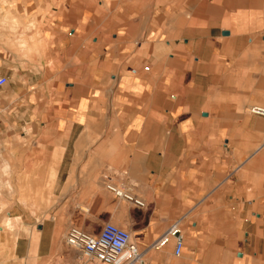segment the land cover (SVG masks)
I'll return each mask as SVG.
<instances>
[{"label":"crops","instance_id":"crops-1","mask_svg":"<svg viewBox=\"0 0 264 264\" xmlns=\"http://www.w3.org/2000/svg\"><path fill=\"white\" fill-rule=\"evenodd\" d=\"M22 2L0 7V75L44 102L8 120L10 155L54 192L36 235L0 224V264H99L64 236L106 221L149 264H264V0ZM176 222L179 255L155 245Z\"/></svg>","mask_w":264,"mask_h":264},{"label":"rangeland","instance_id":"rangeland-1","mask_svg":"<svg viewBox=\"0 0 264 264\" xmlns=\"http://www.w3.org/2000/svg\"><path fill=\"white\" fill-rule=\"evenodd\" d=\"M31 1H35L37 4L41 3V0H23L22 3L28 4ZM15 2L17 0H0V7L14 5ZM6 19L9 20L8 17ZM31 38L35 40L36 35ZM37 79L40 78L37 77ZM9 89L7 84L3 92L0 93V224L5 229L11 230L14 235L30 234L31 230L33 235H36L35 220L49 215L46 208L52 202L54 189L41 186L50 183L49 180H46V173L25 171L26 158L10 155L15 149L24 148L27 143L19 135L16 137L14 131L16 126L8 124V120L16 116H24L26 104L34 106L36 115L40 112V104L44 102L41 101L43 94L40 92L32 94L34 99L28 104V101L24 99H16ZM32 128L34 129V126H28L29 133H32ZM42 147V142L39 139L33 146V148ZM32 159L34 166L39 164V157ZM42 176L45 180L42 179ZM8 210L19 212L20 215L11 214L12 216H10Z\"/></svg>","mask_w":264,"mask_h":264},{"label":"built area","instance_id":"built-area-1","mask_svg":"<svg viewBox=\"0 0 264 264\" xmlns=\"http://www.w3.org/2000/svg\"><path fill=\"white\" fill-rule=\"evenodd\" d=\"M8 83V77L0 75V93ZM254 114L264 116V105L255 104L249 108ZM105 185L116 196L124 197L144 205V201L134 195L130 188L115 183L105 175ZM65 241L81 251L83 256L99 264H149L138 244L131 239L130 231L112 221H106L99 231H91L80 225H70L65 233ZM175 240V254H181L184 234L178 223L169 227L158 239L156 246Z\"/></svg>","mask_w":264,"mask_h":264}]
</instances>
